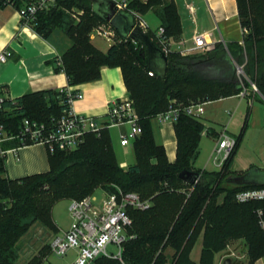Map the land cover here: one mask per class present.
<instances>
[{"label": "trees", "instance_id": "trees-1", "mask_svg": "<svg viewBox=\"0 0 264 264\" xmlns=\"http://www.w3.org/2000/svg\"><path fill=\"white\" fill-rule=\"evenodd\" d=\"M237 4L242 26L250 28L243 42L219 41L199 53L171 50L166 54L165 75L150 65V48L162 51L156 31L138 27L122 37L112 25L118 39L104 51L90 36L95 26L106 22L103 10H94L93 0H56L50 9L38 12L31 25L36 33L49 39L63 33L71 41L54 60L55 69L66 72L69 84L98 79L104 65L121 67L142 132L133 140L136 161L127 168L117 160L109 128L100 135H86L77 149L50 154V169L46 172L12 179L6 174L4 160H0V264H16L19 243L33 222L55 225L51 212L56 200L82 198L94 193L100 184L107 191L115 190V185L137 191L150 197L152 205L146 209L128 208L133 220L130 231L135 236L124 242L122 260L101 255L95 264H213L215 253L237 240L247 244L248 264L264 254V232L256 216L261 202L235 199L237 191L264 184L239 185L230 181L235 175L229 163L248 127V119L236 136L235 149L219 170L194 165L206 128L200 118L181 113L175 121L178 148L173 162L168 161L165 147L157 143L152 128V118L167 110L173 98L184 103L215 100L239 94L251 87V82L264 98V0H237ZM75 7L83 10L78 20L70 12ZM154 7L166 35L180 37L182 21L174 0H130L122 11L145 14ZM238 65H242L247 77H240ZM150 70L153 75L148 73ZM15 99L5 102L10 109L0 111V122L14 124L13 127L24 116L51 123L68 107L64 90L28 92ZM182 170L197 171V181L182 179ZM201 233L203 248L197 263L191 251ZM168 247L175 250L172 259L165 253ZM40 256L33 264H42L45 255Z\"/></svg>", "mask_w": 264, "mask_h": 264}, {"label": "crops", "instance_id": "crops-1", "mask_svg": "<svg viewBox=\"0 0 264 264\" xmlns=\"http://www.w3.org/2000/svg\"><path fill=\"white\" fill-rule=\"evenodd\" d=\"M116 1L129 2L130 0ZM174 1L177 3L180 11L182 33L180 37L170 35L172 39V50L186 52L189 47L193 46V36L196 32L205 33L209 40H213L215 43L219 41L225 43L230 41L243 42L241 40L244 35L239 18L237 0ZM186 3H191L193 5V10L188 8ZM143 15L148 21L151 30L156 31L157 27L162 25L158 9L155 7L151 8ZM146 16H149V18ZM90 36L93 42L104 51H106L111 44L104 37L97 35L93 31L90 33ZM98 37L106 41L100 39L97 43L96 39ZM70 42V39L63 33L59 35V37H53L52 39L44 38L33 29L24 27L20 24V16L14 7L6 6L1 8L0 51L9 50L11 54L5 61H0V88L11 98H18L28 92L46 89L64 90L66 93L70 89L81 91L83 97L74 100L71 104V108L75 112L93 116L99 122H105L108 120V109L111 101L129 95L122 69L120 66L104 65L101 68V75L98 79L73 85L69 84L66 72L64 70L55 69L56 64L54 60L71 44ZM245 99L247 100V107L244 104ZM230 100H233V103H229ZM205 106V112L202 115L205 120H201V117L200 120L207 128L206 135H211L215 139L213 142V149L220 131L226 129V131L231 134L229 127L230 123L233 121L232 116L236 110L239 114V119H244L241 129L246 119L254 117L255 120H257V118H262L264 114V98L258 90L254 91L251 87L247 88V94L245 95L234 94L221 97L208 101ZM232 106H234L233 111L230 108ZM226 113L230 114L225 115ZM152 128L157 143L165 147L168 161H175L177 157L178 137L174 128V123H162L156 117H153ZM109 129L117 160L122 167L127 168L132 164L131 159L129 157L127 158L131 152L134 153L136 161V154L133 146L134 139H131L128 145H122L120 143V134L127 133L129 131V126L122 124L110 127ZM114 134L116 135V142H114ZM238 134L235 135L232 133L234 136H238ZM50 154L52 153L48 151L47 147L43 144L36 143L25 145L19 149L18 156L9 153L4 159L6 174L10 178L16 179L27 175L46 172L50 169ZM234 155L235 154H233L232 158H234ZM253 165L259 164H257V162H250L249 165L238 170L235 167H230L229 163V170L232 171L233 175L240 176L245 174ZM195 167L197 166L195 165ZM197 168L219 170V167L216 165L212 168H207L206 166H198ZM198 239L201 240V249L198 253L194 254ZM198 239L191 251V257L197 263L200 261L202 254L203 233L200 234ZM236 248L237 246H235L234 249L228 250H233L232 255L234 258L238 257L241 261H244V264H248L249 258L244 260L240 258V256H236ZM245 253L247 254V244ZM245 253H243V255ZM222 255V252H216L213 264H221ZM252 264H264V254L253 260Z\"/></svg>", "mask_w": 264, "mask_h": 264}, {"label": "built area", "instance_id": "built-area-1", "mask_svg": "<svg viewBox=\"0 0 264 264\" xmlns=\"http://www.w3.org/2000/svg\"><path fill=\"white\" fill-rule=\"evenodd\" d=\"M55 1L0 0V10L6 6L14 7L20 16V24L32 29V22L36 19L38 12L50 9ZM118 4L119 8L123 9L127 7L128 1L118 2ZM186 5L193 10L191 3H186ZM131 12L134 15L135 27L148 31L150 25L144 15L136 10H131ZM244 29L247 30L246 27ZM93 32L110 43L118 39L117 32L110 22L100 23ZM156 35L162 50L168 54L172 50V39L166 35L163 25L157 27ZM193 40V46L189 47L186 52L211 49L215 45V42L209 40L203 32H196ZM10 54L9 50L0 51V61H5ZM237 71L244 76L242 65L237 66ZM148 73L153 75L152 70ZM251 89L258 90L254 82H251ZM239 94H247V88ZM82 97L81 91L70 89L66 99L68 107L51 123L28 116H24L15 127H13L14 124L7 125L0 122V160H4L9 153L18 156L21 147L36 143L45 145L51 153L56 150L71 151L84 142L86 135L90 133L100 135L104 128L122 124L129 126L127 133L120 134L122 145H128L131 139L142 132L139 114L129 95L111 101L108 120L105 122H99L93 116L75 112L71 108L73 101ZM8 100L15 102L16 99L6 95L4 90L0 89V111L10 109V106H5ZM208 101L211 100L197 99L184 103L173 98L169 108L157 114L156 118L162 123H175L181 113L200 118L205 112V105ZM206 133L207 128L202 131V134ZM9 142L13 144H8ZM236 145V136L228 133L226 129L220 131L212 152L215 165L219 168L223 167ZM235 199L238 202H261L256 209V216L264 232V186L241 189L235 193ZM70 201L72 215L70 227L57 232L49 242L50 254L63 256L70 250L75 251L74 258L66 264H95L96 258L101 255L122 260L124 242L135 236L130 231L133 220L128 208L146 209L152 205L150 197H143L137 191H125L117 185L113 191L104 190L100 195L94 192L82 198H72ZM110 244L117 246V252L108 249ZM47 260L48 256H45L42 264H46Z\"/></svg>", "mask_w": 264, "mask_h": 264}, {"label": "rangeland", "instance_id": "rangeland-1", "mask_svg": "<svg viewBox=\"0 0 264 264\" xmlns=\"http://www.w3.org/2000/svg\"><path fill=\"white\" fill-rule=\"evenodd\" d=\"M70 12L72 17L75 20H78L80 15H82L83 10L75 7V8H71ZM146 17L149 18V16ZM95 27L92 29V31H94ZM246 29L247 30H245L244 26H242V32L244 37L242 38L241 41H244L245 36L249 33L250 28L246 27ZM100 39H102V41H106L103 38L98 37L96 39V42L98 43ZM202 51L203 49H198L196 51H192V53H199ZM205 69H208L210 71L212 70L211 67H205ZM238 74L240 75V77H242V74L240 73ZM229 103H233V100H230ZM244 104L247 107L246 99L244 100ZM230 108L232 111L234 110V106ZM236 111L232 116L233 121L230 123V127H229V131L231 132V134L234 133L235 135H237L240 132L241 125L244 120V119L241 120L239 119L240 118L239 114ZM229 114L226 113L225 115H229ZM201 120L204 121L205 118L201 116ZM113 138L114 139L116 138L115 134L113 135ZM214 140L215 139L211 135L204 134L202 136V140L200 142V154L195 162V165L197 167L198 166L200 167L206 166L207 168L214 167L215 165L213 163L214 155L212 154ZM114 142H116V139L114 140ZM234 154H235L234 158H232L230 161V167H235L238 170H241L245 166L249 165L250 162H257V164L259 165H253L251 168L248 169V171L245 172V174L246 173L259 174L264 172V114L262 118L260 119L257 118V120H255L254 117L248 119V127L246 128L239 145L236 147ZM128 157L131 159L132 164L135 163L134 153L131 152L129 156H127V158ZM219 169H222V167ZM104 190H106L105 186L100 184L96 186L94 192L100 195L103 194ZM222 197L223 194L219 196L220 201L222 200ZM71 199H72L71 197H65V198H60L54 202L52 206L51 214L55 225L53 226L46 225L40 220H36L35 222L32 223L28 232L23 236L22 240L19 243L20 245L18 249L19 255L16 264H33L34 261H36L35 258L36 257L40 258L41 257L40 255L48 256V260L45 262L46 264H66L74 258L75 256L74 250H70L66 255L56 256L55 254H50V251L48 249V243L51 242L53 236L61 230H67L71 225L72 222V215L70 210ZM200 241L201 240L198 239L194 249V254L198 253L199 250L201 249ZM243 242L244 241L242 240H237L228 244L225 249L220 251L223 254L222 260L224 259L227 253L226 251L228 249H234L235 246H237L235 250L236 256H240V258L247 260L248 255L245 253L246 246ZM108 249L110 251L117 252L118 248L117 246L110 244L108 246ZM174 251L175 250L171 247H168L165 250V253L167 254L169 259H172L174 257ZM243 253L245 254L243 255ZM222 260H221V264H222Z\"/></svg>", "mask_w": 264, "mask_h": 264}, {"label": "water", "instance_id": "water-1", "mask_svg": "<svg viewBox=\"0 0 264 264\" xmlns=\"http://www.w3.org/2000/svg\"><path fill=\"white\" fill-rule=\"evenodd\" d=\"M94 10L99 12L103 10L101 14L106 22H110L116 28L119 29L122 37H127L135 29V19L133 14L124 13L116 0H93ZM150 65L155 69H158L163 75L166 74L167 70V60L168 57L166 53L162 50H155L150 48ZM244 76H246L244 72ZM199 173L197 171L182 170L180 172V177L190 183L197 181ZM230 181L239 185L243 184H264V172L259 174L246 173L240 176L230 177ZM246 246V244H245ZM233 251L228 250L222 264H244L239 258H234L232 255Z\"/></svg>", "mask_w": 264, "mask_h": 264}]
</instances>
